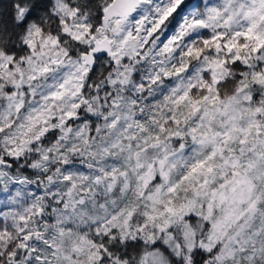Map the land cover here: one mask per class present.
Wrapping results in <instances>:
<instances>
[{"label": "snow or ice", "instance_id": "1", "mask_svg": "<svg viewBox=\"0 0 264 264\" xmlns=\"http://www.w3.org/2000/svg\"><path fill=\"white\" fill-rule=\"evenodd\" d=\"M0 264H264V0H2Z\"/></svg>", "mask_w": 264, "mask_h": 264}, {"label": "trees", "instance_id": "2", "mask_svg": "<svg viewBox=\"0 0 264 264\" xmlns=\"http://www.w3.org/2000/svg\"><path fill=\"white\" fill-rule=\"evenodd\" d=\"M0 2H2V0H0Z\"/></svg>", "mask_w": 264, "mask_h": 264}]
</instances>
